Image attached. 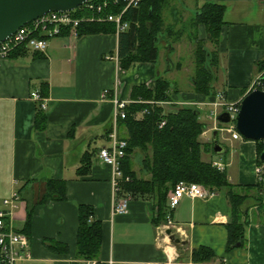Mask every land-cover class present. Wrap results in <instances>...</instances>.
Returning a JSON list of instances; mask_svg holds the SVG:
<instances>
[{"label":"crops","instance_id":"0c3cea01","mask_svg":"<svg viewBox=\"0 0 264 264\" xmlns=\"http://www.w3.org/2000/svg\"><path fill=\"white\" fill-rule=\"evenodd\" d=\"M209 3L225 7L220 38L216 45L208 42L219 53V69L224 71L223 81L218 76L215 80V96L195 93L191 82L180 88L174 75L175 69H183L181 48L171 43L159 46L156 62H133L124 69L116 32L77 38L62 34L49 40L46 53L27 49L23 56L0 60V209H8L4 199L19 194L13 225L30 242V258L22 264H83L85 260L77 255L82 205L92 208V220L102 226L101 251L95 259L101 264L192 263L191 253L200 247L211 249L220 264H264V193L256 188L262 166L254 141L234 140L219 131L218 141L227 157L204 156L206 161L223 162L229 181L242 191L253 188L242 218L247 223L246 247L232 251L227 250L232 215L226 189L214 191L209 200L184 197L171 211L176 236L184 242L175 245L167 230L161 233V224L153 222L157 210L152 197L127 194L128 213H113V169L99 159L100 149L109 145L113 99L132 102L137 86L154 90L158 77L169 80L172 105L193 104L200 109V121L207 125L201 137L207 143L213 142L216 125L214 119L201 118L204 108H212L217 95L225 102L240 103L250 92L261 75L258 64L264 60V0H191V6L183 3V11L195 16ZM171 30L167 25L162 36H170ZM207 36L206 28L199 25L194 39L207 41ZM34 92L47 104L42 130L36 128L40 103L31 98ZM87 152L93 153L92 165L82 177L78 169ZM50 180L67 182L65 201L41 204Z\"/></svg>","mask_w":264,"mask_h":264},{"label":"trees","instance_id":"16d2710c","mask_svg":"<svg viewBox=\"0 0 264 264\" xmlns=\"http://www.w3.org/2000/svg\"><path fill=\"white\" fill-rule=\"evenodd\" d=\"M165 1L142 0L138 9L130 8L127 11L123 19L130 22V29L119 34V58L124 69H127L133 62L154 63L159 58V43L166 30L162 14ZM123 8L124 4H121L106 12L118 13ZM224 13V6L209 3L204 5L196 15L194 24L205 26L208 35L207 42L212 45H216L220 38L221 28L224 25ZM77 14L78 16L86 15V13ZM148 23L151 24L150 27ZM115 32V25L106 22L83 23L79 27V37ZM62 34L68 35L69 30L64 29ZM27 53V49L18 48L10 56H23ZM195 54L197 69L196 77L192 79L193 90L197 94L215 96L214 82L217 79L219 53L209 50L201 42ZM258 72L262 74V81H264V60L258 64ZM171 88L169 80L158 77L154 90L145 85L133 89L132 103L126 109V118L120 120L118 124L119 137L128 143L126 156L121 166L124 173L132 178L131 183L123 185L122 193L132 197H152L157 210L153 222L159 226L166 219L170 190L178 182L197 183L212 192L224 188L227 190L232 215V221L227 225V250L232 251L238 245L244 248L246 247L245 226L247 223L243 222L242 218L245 213L244 206L250 196L249 192L253 188L247 187L246 192L242 191L238 185L229 181L225 170L220 171L213 166L211 160H204L206 154H214V145L213 142L207 143L201 139L207 125L200 121L198 107L192 104L171 105L176 110L166 114L163 106L155 104V102H172ZM259 88L264 90V86ZM162 120H165L166 124L160 128L159 124ZM45 121L46 116L39 106L36 128L44 129ZM254 142L257 145L259 158L264 150V143ZM135 153L141 156L139 162L143 176H139L134 169L135 162L132 156ZM92 157L93 153L87 152L84 155L82 165L78 169L79 176L88 175ZM222 157L225 159L227 153ZM258 164L262 166L259 159ZM66 184L67 182L63 180L48 181L41 204L48 200L65 201L67 198ZM256 188L264 193L262 182ZM31 216L32 214H29L30 218ZM92 216L91 207L83 205L79 207L77 255L83 260H95L101 251L102 226L99 222L93 221ZM50 247L58 249L56 245ZM216 259L214 252L207 247L193 249L191 253V261L194 264L215 263Z\"/></svg>","mask_w":264,"mask_h":264},{"label":"built area","instance_id":"2783aa9c","mask_svg":"<svg viewBox=\"0 0 264 264\" xmlns=\"http://www.w3.org/2000/svg\"><path fill=\"white\" fill-rule=\"evenodd\" d=\"M142 0H89L83 6L71 12H51L37 20L25 25L19 29L13 36L0 44V60L8 59L12 52L18 48H26L34 52L46 53L49 40L62 35L64 29L69 30L68 36L79 37V27L83 23L100 22L113 23L116 33L120 34L130 29V22L124 21V16L130 8L138 9ZM124 4V8L118 13H107L112 7H119ZM77 13H86L84 16H78ZM87 13L90 15H87ZM263 87L262 75L258 77L251 88ZM109 94L105 91L103 98ZM31 98L40 103L42 110L47 109V104L42 100L41 96L34 92ZM114 116L112 130L108 135L109 145L103 147L99 151V159L101 162L110 165L113 169V193L115 201L113 205V213L115 215H124L129 210V198L126 193H122L123 185L132 182V178L126 175L122 169L121 162L126 156L128 143L118 135L119 121L126 118V109L132 103L120 100L117 97L113 99ZM160 106H171V102H155ZM213 108L211 117L215 120V129H218L217 117L223 112H227L231 116V122L226 124L220 130L227 133L234 140H242V136L238 133L235 126V118L240 110V103L225 102L222 95H217L216 100L211 103ZM175 111V110H174ZM168 112H173L171 110ZM166 111V114L168 113ZM145 112H143L144 114ZM166 124L162 120L159 127L162 128ZM206 134V132H204ZM213 166L220 171L225 170V165L221 161H214ZM258 174L261 181L264 179V167L259 168ZM214 196V192L208 190L204 186L197 183H188L185 181L178 182L171 190L168 196V208L166 215V225L159 227L161 233L165 234L167 229L178 231L172 220L171 211L174 210L184 197L190 199L209 200ZM20 200L19 194L14 192L10 198L4 199L2 204L8 209H0V259L1 264H22V262L30 258V242L29 237L21 231H17L13 225L14 212L18 208ZM83 264H101L95 260H85ZM193 264V263H190Z\"/></svg>","mask_w":264,"mask_h":264},{"label":"water","instance_id":"95a60500","mask_svg":"<svg viewBox=\"0 0 264 264\" xmlns=\"http://www.w3.org/2000/svg\"><path fill=\"white\" fill-rule=\"evenodd\" d=\"M89 0H0V44L13 36L19 29L51 12H71ZM152 14V13H151ZM150 23L148 26L150 27ZM223 124L231 122L229 113L217 117ZM238 133L247 140L264 143V90L253 89L241 101L240 110L235 118ZM214 153L222 156L226 149L218 141L217 131L213 138ZM264 165V150L259 156ZM264 185V180H263ZM166 234L175 245L184 244L168 229ZM239 247V245H238ZM1 264V259H0Z\"/></svg>","mask_w":264,"mask_h":264},{"label":"rangeland","instance_id":"374dc122","mask_svg":"<svg viewBox=\"0 0 264 264\" xmlns=\"http://www.w3.org/2000/svg\"><path fill=\"white\" fill-rule=\"evenodd\" d=\"M183 3L185 6L186 5L189 6V4L191 3V0H166L164 2L163 6H162L163 7L162 8V14L164 17L166 28H167V25L172 27V30H171L172 34H170V36L166 35L167 37L164 36L166 38H164L162 36L160 39V43H159V46L163 47V48L166 45V43L167 44L171 43L172 46L174 45L177 48H181L180 49L181 50L180 55H182L181 56L182 59H181L180 65L183 67V69H182V71H178L175 69L176 74L174 75V79H177L181 89L187 88V86L189 85L190 82L192 84V79L194 77H196L195 75H196L197 63H196L195 52H196V49L199 48V43L202 42L203 45H205L211 51L213 49L212 47L209 46V44L206 40L201 41L199 39H196V40L194 39L195 31H196L197 27L199 26V25L194 24V22L196 21V15L194 16V14H192L190 12L183 11V8H184ZM190 6H191V4H190ZM167 38H169V39H167ZM179 45H180V47H178ZM172 58L174 59L173 56H172ZM176 64H177V60L175 58V66H176ZM218 71H219V73H218ZM218 71H216V75L218 76V78H220V80L223 81L224 71H223V69H219V67H218ZM263 82L264 81H262V83ZM263 86H264V83H263ZM171 90H172V88H171ZM171 110L174 111L175 109H171ZM165 111L168 112V111H170V109L166 108ZM211 112H212L211 107L204 108V110H203L204 117H201V118H203V120L213 122V120H212L213 118L210 116ZM201 139H202V137H201ZM132 159H134L135 166L136 165L138 166V170H136L135 166H134L135 171L138 173L139 176H143L142 172H141L140 162H139L141 159V156L138 153H135V154H133ZM166 223L167 222L165 219V222H163L161 224V226L166 225ZM171 230H172L173 235H175V237H177L175 230L174 229H171ZM182 263L190 264V262H188L187 260H186V262H183V261L178 262V264H182ZM203 264H205V263H203ZM206 264H220V263L215 262V263H206Z\"/></svg>","mask_w":264,"mask_h":264}]
</instances>
